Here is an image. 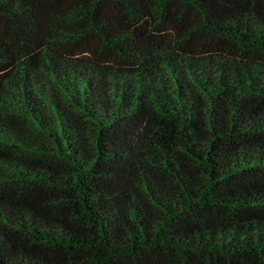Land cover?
<instances>
[{
	"label": "trees",
	"instance_id": "trees-1",
	"mask_svg": "<svg viewBox=\"0 0 264 264\" xmlns=\"http://www.w3.org/2000/svg\"><path fill=\"white\" fill-rule=\"evenodd\" d=\"M0 264H264V0H0Z\"/></svg>",
	"mask_w": 264,
	"mask_h": 264
}]
</instances>
